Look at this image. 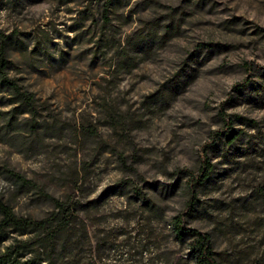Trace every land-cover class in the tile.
I'll use <instances>...</instances> for the list:
<instances>
[{
    "label": "rangeland",
    "instance_id": "obj_1",
    "mask_svg": "<svg viewBox=\"0 0 264 264\" xmlns=\"http://www.w3.org/2000/svg\"><path fill=\"white\" fill-rule=\"evenodd\" d=\"M6 36L40 126L0 117V199L33 217L75 203L63 264H197L171 220L204 157L186 224L218 264H264V0H0Z\"/></svg>",
    "mask_w": 264,
    "mask_h": 264
},
{
    "label": "trees",
    "instance_id": "obj_2",
    "mask_svg": "<svg viewBox=\"0 0 264 264\" xmlns=\"http://www.w3.org/2000/svg\"><path fill=\"white\" fill-rule=\"evenodd\" d=\"M107 10L105 6L106 18ZM8 38H1L0 44V89L7 91L11 107L7 110L0 109V117L7 125H23L37 131L40 126V108L35 93L22 86L17 78L7 72L10 64V59L6 56ZM246 81H249V78ZM222 119L224 129L228 132H224L225 138L231 143L240 132L232 130L231 121L225 114ZM213 169L214 164L208 157L202 159L196 170L181 169L188 175L186 187L189 199L184 210L174 215L171 220L175 236L180 240L190 239L188 251L197 264H218L211 235L187 225L185 221V215L196 208L198 202L197 184L205 182ZM6 171L23 184L36 185L13 168L7 167ZM49 198L52 200L53 209L43 217L18 214L13 207L0 199V242L8 240L0 246V264H63L62 259L68 242L66 230L75 203L61 201L52 195H49Z\"/></svg>",
    "mask_w": 264,
    "mask_h": 264
}]
</instances>
